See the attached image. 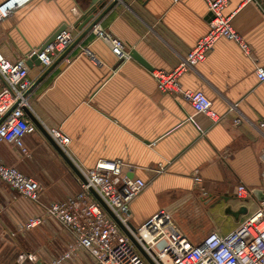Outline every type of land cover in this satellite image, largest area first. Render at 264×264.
Listing matches in <instances>:
<instances>
[{
	"label": "crops",
	"instance_id": "1",
	"mask_svg": "<svg viewBox=\"0 0 264 264\" xmlns=\"http://www.w3.org/2000/svg\"><path fill=\"white\" fill-rule=\"evenodd\" d=\"M87 4L34 0L18 8L0 24L2 53L12 61L24 58L64 25L78 39L83 30L74 25ZM209 13L204 0H120L96 27L123 41L128 59H119L93 29L35 88L46 69H29L30 111L44 128H60L70 138L73 163L90 169L100 161L122 162L130 178L148 183L131 204V223L140 227L166 209L194 244L201 240L196 238L198 226L227 235L244 219L236 221L226 213L246 206L236 198L239 185L264 189V82L256 75L257 67L264 68V0H229L225 11L228 16L235 13L233 26L250 45L251 58L236 43L222 39L203 63L180 79L183 89L205 93L213 109L225 116L222 122L213 124L196 114L181 95L161 92L151 75L154 69L170 72L185 59L209 31ZM84 49L94 57L83 55ZM134 51L147 66L131 57ZM2 86L0 81V91ZM236 104L237 110L230 112ZM25 145L28 154L0 143V164L37 180L43 191L33 202L0 181V264L17 263L20 253L10 242L33 217H44L36 228L58 236L59 251L74 242L45 212L51 204L77 196L80 179L39 129L25 138ZM258 206L255 199L249 210ZM232 224L236 227L231 230ZM84 253L82 259L63 264H94ZM31 254L44 260L39 252Z\"/></svg>",
	"mask_w": 264,
	"mask_h": 264
},
{
	"label": "built area",
	"instance_id": "2",
	"mask_svg": "<svg viewBox=\"0 0 264 264\" xmlns=\"http://www.w3.org/2000/svg\"><path fill=\"white\" fill-rule=\"evenodd\" d=\"M32 1L34 0H7L1 4L0 24L9 19L18 8ZM255 1L245 0V3ZM204 2L214 17L210 22L209 31L172 71L154 69L151 75L161 92L181 95L191 103L196 114L204 115L213 124H218L225 116L219 115L213 109L212 101L203 91L183 89L180 79L186 72L203 63L222 39L239 45L249 58L252 57V50L233 26L235 13L229 16L225 13L229 0ZM12 4L13 6H10ZM94 29L98 39L104 41L119 59L129 58L123 41L100 27ZM74 41L73 28L66 26L54 42L38 55L41 66L44 69L50 67ZM40 50L41 48L24 58L12 61L0 49V81L3 83L0 91V143L10 145L23 154L29 153L25 138L38 131L24 109L30 110L29 91L33 86L27 61ZM82 54L89 58L94 57L89 49H84ZM256 75L260 82H264L263 67L256 68ZM236 110L237 104L229 111ZM241 121V118L237 119L235 125H239ZM192 122L195 123L193 120ZM197 127L203 133V130ZM260 128L264 130V120L260 122ZM45 129L69 157L70 138L60 128ZM74 164L87 183L80 180L82 190L77 196L53 203L45 212L72 234L74 242L71 248L49 263L42 262L36 254H23L18 257L16 264H24L26 261L32 264H62L71 259L76 250L89 255L94 264H150L91 190L100 197L155 264H264V203H259L257 208L250 211L249 204L255 201L254 190L245 185H239L236 191L237 200L248 208V213L239 225L227 235L213 231L194 244L166 209L159 211L142 226L135 227L136 231L131 228V204L144 192L148 183L142 179L130 178L122 162L100 161L90 169ZM158 172H163V168ZM0 181L21 197L33 202L39 201L43 191L37 180L14 167L2 164ZM200 181L196 176L195 182ZM44 222L42 216L33 217L26 222L25 229H34Z\"/></svg>",
	"mask_w": 264,
	"mask_h": 264
},
{
	"label": "water",
	"instance_id": "3",
	"mask_svg": "<svg viewBox=\"0 0 264 264\" xmlns=\"http://www.w3.org/2000/svg\"><path fill=\"white\" fill-rule=\"evenodd\" d=\"M88 1V9L84 11L82 17L79 18V20L74 25L75 28L79 29L80 31L83 30L82 34L78 39L75 40V42L71 45V47H75L78 45L81 40L87 36L90 32L93 31V29L101 22V20L118 4L120 0H113L110 4L107 3L105 0H86ZM213 15L209 13V20H213ZM66 26H62L59 28L54 35H52L41 47V50L38 54L33 55L31 59L27 61V65L30 69H33L34 66H41V61L38 58V55L47 48L50 44L54 42V40L57 38V36L60 34L62 30H64ZM70 47V48H71ZM69 48V49H70ZM69 49L65 51L50 67H48L42 76L35 82L34 88L40 84L42 80H44L54 69L55 67L65 59L67 56ZM131 57L135 60L139 61L143 65H146V62L134 51L131 54ZM32 91H29V93ZM28 117L31 119V121L36 125V127L45 135V137L48 139V141L51 143V145L54 147V149L59 153V155L62 157V159L67 163V165L71 168V170L75 173V175L83 182L87 183L83 175L80 173L76 165L73 163V161L64 153V151L57 145V143L50 137L45 130V128L41 125V123L36 119V117L32 114V112L28 109H24ZM1 123V122H0ZM93 195L96 197V199L100 202V204L108 211V213L111 215V217L115 220V222L120 226V228L126 233V235L131 239V241L135 244L138 251L146 258V260L150 264H155L153 261L150 260V258L146 255V253L143 251L141 246L135 241V239L132 237V235L124 228V226L120 223V221L113 215V213L108 209V207L105 205V203L100 199V197L91 190ZM255 199L259 203H264V189H257L254 191ZM226 213L233 216L236 221H239V219L248 213V208L246 206L241 207L238 211H233L231 208H228L226 210ZM131 228L136 231V228L133 224H131Z\"/></svg>",
	"mask_w": 264,
	"mask_h": 264
},
{
	"label": "rangeland",
	"instance_id": "4",
	"mask_svg": "<svg viewBox=\"0 0 264 264\" xmlns=\"http://www.w3.org/2000/svg\"><path fill=\"white\" fill-rule=\"evenodd\" d=\"M176 222L178 224H180V222H178V221H176ZM235 227H236L235 224H232L231 230L234 229ZM182 229L184 231L186 230L184 228H182ZM195 229L197 232L196 238L200 237V239H203L206 235L209 234V232L211 233V231H213L212 229H210L209 227H205L204 225L198 226V228H195ZM25 231H30V230H26L25 228H23L22 231H18L19 233H17V235H18L17 238L13 239V241L10 242L11 243L10 245H11L13 251L15 253L17 252V254L20 253L18 256L23 255V254H31L34 252H37V253L39 252V254L44 256V260L42 262H52L55 260L54 259L55 257L59 256V253L66 250L67 247L69 250L71 248L70 246L73 244V243L70 244L69 242L65 243V244H63L64 249L59 251L61 248L59 246L60 241L58 240L59 239L58 236H55L52 238L48 235H45L39 229H37L35 232L34 231L33 232H25ZM205 233H206V235H204ZM69 234L72 235L70 232H69ZM191 237H192V235H191ZM83 253L84 252L81 250H76L73 253V256L71 259H73L74 257H76V259H80V258L82 259ZM71 259H68L66 261H69Z\"/></svg>",
	"mask_w": 264,
	"mask_h": 264
},
{
	"label": "bare ground",
	"instance_id": "5",
	"mask_svg": "<svg viewBox=\"0 0 264 264\" xmlns=\"http://www.w3.org/2000/svg\"><path fill=\"white\" fill-rule=\"evenodd\" d=\"M10 6H13V4H12V5H10Z\"/></svg>",
	"mask_w": 264,
	"mask_h": 264
}]
</instances>
